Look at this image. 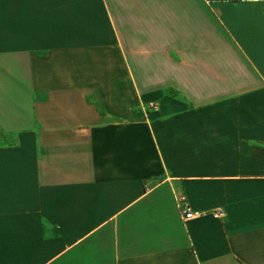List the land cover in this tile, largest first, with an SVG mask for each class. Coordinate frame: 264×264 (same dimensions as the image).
<instances>
[{
	"label": "crops",
	"instance_id": "1",
	"mask_svg": "<svg viewBox=\"0 0 264 264\" xmlns=\"http://www.w3.org/2000/svg\"><path fill=\"white\" fill-rule=\"evenodd\" d=\"M0 264H264V0H0Z\"/></svg>",
	"mask_w": 264,
	"mask_h": 264
},
{
	"label": "built area",
	"instance_id": "2",
	"mask_svg": "<svg viewBox=\"0 0 264 264\" xmlns=\"http://www.w3.org/2000/svg\"><path fill=\"white\" fill-rule=\"evenodd\" d=\"M246 1H259V0H246ZM142 109L144 113L147 114L150 110L156 111L158 109V104L155 102H150L149 104L144 105ZM174 197L180 216L184 223L201 218L205 215H212L216 219H222L226 215V212L223 208H217L207 212H197L193 209L192 205L190 204L187 195L180 193V194H175Z\"/></svg>",
	"mask_w": 264,
	"mask_h": 264
}]
</instances>
